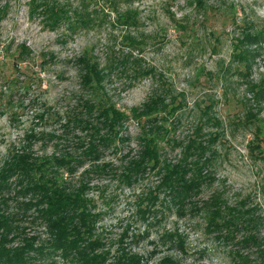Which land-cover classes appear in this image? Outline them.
<instances>
[{"label": "rangeland", "instance_id": "374dc122", "mask_svg": "<svg viewBox=\"0 0 264 264\" xmlns=\"http://www.w3.org/2000/svg\"><path fill=\"white\" fill-rule=\"evenodd\" d=\"M20 46L29 51L24 62L16 58ZM84 53L101 66L123 55L135 61L107 82L117 108H139L151 96L175 107L158 142L160 163L196 161L168 145L190 139L208 163L189 199L197 211L170 206L152 163L132 175L123 170L140 149L133 121L122 131L126 140L101 148L98 160L63 170L92 202L97 264H262L253 244L264 252V0H0V167L27 146L38 157L81 154L78 140L87 134L66 121L77 111ZM12 75L15 87L4 94ZM37 133L45 141L30 138ZM210 198L247 213L228 240L224 230L214 235L201 211ZM8 210L16 211L13 201ZM29 219L25 234L45 238Z\"/></svg>", "mask_w": 264, "mask_h": 264}, {"label": "trees", "instance_id": "16d2710c", "mask_svg": "<svg viewBox=\"0 0 264 264\" xmlns=\"http://www.w3.org/2000/svg\"><path fill=\"white\" fill-rule=\"evenodd\" d=\"M28 53L26 47L20 46L16 56L18 62H24L29 56ZM129 60L123 55L117 59H108L101 66L98 61L86 56V53L77 60L81 92L77 111L67 119L66 128H79L87 134L84 142L78 140L77 145L81 146L78 149H83L78 157L76 151L68 149L58 156L38 157L33 154L31 146H27L9 153L2 161L0 264H44L56 258L69 264H97L99 256L93 251L98 240H90L92 223L96 218V215L88 211L92 202L85 198L84 187L79 185L74 188L65 182L63 170L72 174L75 170L73 165L82 164L86 158L98 160L101 148H107L117 140L125 141L121 134L129 121L139 125L140 149L136 158L123 165V170L127 169V173L132 175L140 172L141 168L154 165L155 169L160 170L161 187L171 198L170 206H175L177 211L186 206L193 211L198 210L196 204L189 199L200 192L204 180L201 170L206 169L208 164L200 160L203 149L198 139H190L188 146L168 140L171 150L182 149V157H194L196 161L188 163L184 157L182 161L163 160L160 163L158 159L161 148L158 142L169 133L166 123L168 118L173 117L172 110L175 107L168 108L165 101L151 96L141 107L124 111L116 107L108 94L106 85L113 76V71L123 72L128 63H135L134 60ZM15 64V72L18 73L20 68H17L18 63ZM4 80V94H9L17 79L12 75ZM8 103L10 105L9 100ZM39 119H43V115ZM30 138L33 141H45L46 137L43 133H37ZM12 201L16 205V211L9 212V203ZM208 201L203 203L201 211H208L211 231L215 236L220 235L223 230L226 231L222 239L228 240L231 230L244 224L247 216L244 214L247 213L230 209L222 202L216 203L214 198ZM27 218H30L31 224L44 227L45 238L25 234L22 221ZM251 241L245 240L246 244ZM253 245L259 250V261L264 264V252H261L258 243Z\"/></svg>", "mask_w": 264, "mask_h": 264}]
</instances>
